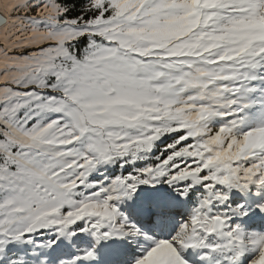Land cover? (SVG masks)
<instances>
[{"label":"snow or ice","instance_id":"snow-or-ice-1","mask_svg":"<svg viewBox=\"0 0 264 264\" xmlns=\"http://www.w3.org/2000/svg\"><path fill=\"white\" fill-rule=\"evenodd\" d=\"M0 264H264V0H0Z\"/></svg>","mask_w":264,"mask_h":264}]
</instances>
